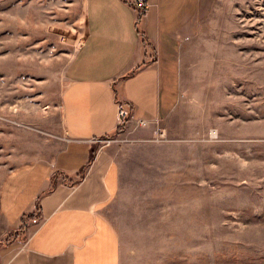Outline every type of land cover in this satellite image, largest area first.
I'll use <instances>...</instances> for the list:
<instances>
[{
  "label": "rangeland",
  "instance_id": "1",
  "mask_svg": "<svg viewBox=\"0 0 264 264\" xmlns=\"http://www.w3.org/2000/svg\"><path fill=\"white\" fill-rule=\"evenodd\" d=\"M216 3L202 11L185 116L148 139L126 125L99 140L123 170L109 212L122 264H264V0ZM84 5L0 0V170L48 155L37 142L58 132L66 71L87 31ZM24 140L32 152L15 154Z\"/></svg>",
  "mask_w": 264,
  "mask_h": 264
},
{
  "label": "crops",
  "instance_id": "2",
  "mask_svg": "<svg viewBox=\"0 0 264 264\" xmlns=\"http://www.w3.org/2000/svg\"><path fill=\"white\" fill-rule=\"evenodd\" d=\"M148 1L140 19L133 0H84L87 31L66 71L58 132L37 142L48 155L0 170V264H122L109 212L120 200L123 170L99 140L120 125L119 99L132 108L126 129L140 138L185 116L184 84L200 69L202 15L217 10L216 0ZM25 142L15 154L32 152L35 142ZM25 219V239L3 243Z\"/></svg>",
  "mask_w": 264,
  "mask_h": 264
},
{
  "label": "built area",
  "instance_id": "3",
  "mask_svg": "<svg viewBox=\"0 0 264 264\" xmlns=\"http://www.w3.org/2000/svg\"><path fill=\"white\" fill-rule=\"evenodd\" d=\"M133 4L139 10V12L146 11L150 7V3L148 0H133ZM118 109H119V121L120 125L127 123L130 115H131V105L125 100H118ZM147 123L146 120L141 119L140 124ZM119 125V126H120ZM37 221V219H35Z\"/></svg>",
  "mask_w": 264,
  "mask_h": 264
},
{
  "label": "trees",
  "instance_id": "4",
  "mask_svg": "<svg viewBox=\"0 0 264 264\" xmlns=\"http://www.w3.org/2000/svg\"><path fill=\"white\" fill-rule=\"evenodd\" d=\"M145 11H142L139 13V18L141 19L142 15L144 14ZM125 126H126V123L118 126L117 130L114 131L113 133L111 134H108L106 136H113L115 134H118V133H121L124 129H125ZM38 209H39V206H38ZM36 213H32V214H29V217H35ZM23 225L20 227L19 230L17 231H13V232H10L8 235H7V238L6 240H4L3 243H10L12 242L16 237L17 235H19L20 237L23 235V239H25L26 235H24V228H26V219L23 221ZM22 229V230H21Z\"/></svg>",
  "mask_w": 264,
  "mask_h": 264
},
{
  "label": "bare ground",
  "instance_id": "5",
  "mask_svg": "<svg viewBox=\"0 0 264 264\" xmlns=\"http://www.w3.org/2000/svg\"><path fill=\"white\" fill-rule=\"evenodd\" d=\"M218 132V130L216 131V130H212V134H213V136H216V133Z\"/></svg>",
  "mask_w": 264,
  "mask_h": 264
}]
</instances>
